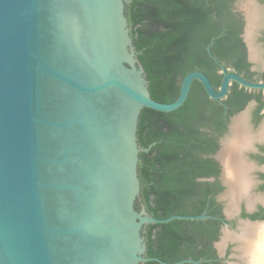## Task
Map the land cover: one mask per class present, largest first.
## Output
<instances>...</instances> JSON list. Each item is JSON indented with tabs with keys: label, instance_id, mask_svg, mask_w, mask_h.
<instances>
[{
	"label": "water",
	"instance_id": "obj_1",
	"mask_svg": "<svg viewBox=\"0 0 264 264\" xmlns=\"http://www.w3.org/2000/svg\"><path fill=\"white\" fill-rule=\"evenodd\" d=\"M129 2L0 0V264H201L145 256L147 225L211 216L158 219L136 208L141 112L179 109L196 80L214 100L231 81L262 86L225 71L217 91L194 71L174 102L156 101L131 35ZM232 135L226 146L252 141L245 117ZM224 156L233 159L230 147ZM228 183L233 199L247 192L248 182ZM223 222L220 256L229 240L236 243L225 264H261L264 221L240 219L236 230Z\"/></svg>",
	"mask_w": 264,
	"mask_h": 264
},
{
	"label": "trees",
	"instance_id": "obj_2",
	"mask_svg": "<svg viewBox=\"0 0 264 264\" xmlns=\"http://www.w3.org/2000/svg\"><path fill=\"white\" fill-rule=\"evenodd\" d=\"M229 0H130L126 14L131 35L150 85L152 98L174 102L186 75L207 69L223 60L231 32L224 30ZM210 49V50H209ZM222 106L194 81L182 107L172 112L144 108L138 125L142 151L138 165L141 194L138 209L145 207L158 219L173 215H201L192 203V189L212 192L195 182L199 175H211L215 164L197 151L215 146ZM210 150V149H207ZM212 220H173L146 226V257L167 262L184 259L214 264ZM143 264H160L147 261Z\"/></svg>",
	"mask_w": 264,
	"mask_h": 264
},
{
	"label": "flooded vegetation",
	"instance_id": "obj_3",
	"mask_svg": "<svg viewBox=\"0 0 264 264\" xmlns=\"http://www.w3.org/2000/svg\"><path fill=\"white\" fill-rule=\"evenodd\" d=\"M226 12L228 19L224 30L232 31V38L228 41L229 46L222 49L223 60L218 61L213 56L215 63L205 74L217 91L221 88L225 71L262 87H248L231 81L225 97L214 100L208 95L223 107L221 122L215 134V146H204L197 154L211 159L215 169L211 175L197 176L195 182L201 188L210 185L212 192H200L199 187L194 186L191 198L193 204L199 202L201 214L211 216L207 219L212 220L211 227L215 231L212 242L215 251L212 259L214 264H225L235 253L233 249L236 243L232 240L228 241L224 257L220 256L216 247L223 236V220L230 223L232 230L239 227L240 219L264 221V138H258L264 131V0H229ZM234 117L235 120L245 117L246 129L253 138L251 142L242 146H226L233 137ZM229 147L233 159L224 156L226 148ZM235 164L242 167V173L237 174ZM233 178L248 182L245 186L247 192L235 199L228 195V182ZM139 199L136 203L137 209ZM142 207L143 205L138 210ZM228 211L237 216L227 219ZM145 229L146 227L143 234Z\"/></svg>",
	"mask_w": 264,
	"mask_h": 264
},
{
	"label": "clouds",
	"instance_id": "obj_4",
	"mask_svg": "<svg viewBox=\"0 0 264 264\" xmlns=\"http://www.w3.org/2000/svg\"><path fill=\"white\" fill-rule=\"evenodd\" d=\"M261 264H264V260L261 261Z\"/></svg>",
	"mask_w": 264,
	"mask_h": 264
}]
</instances>
